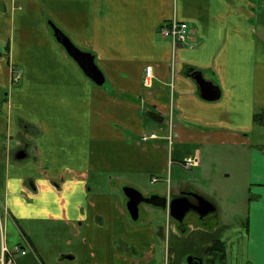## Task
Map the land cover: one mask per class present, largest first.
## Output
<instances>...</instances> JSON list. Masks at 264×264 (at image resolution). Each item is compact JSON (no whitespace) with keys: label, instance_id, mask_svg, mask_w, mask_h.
<instances>
[{"label":"crops","instance_id":"0c3cea01","mask_svg":"<svg viewBox=\"0 0 264 264\" xmlns=\"http://www.w3.org/2000/svg\"><path fill=\"white\" fill-rule=\"evenodd\" d=\"M173 19L189 29L172 50L161 30ZM52 24L94 56L102 84ZM197 74L219 98L202 97ZM214 149L227 153L230 185L203 170ZM193 155L210 190L180 168ZM124 186L167 208L142 202L133 219ZM191 192L212 210L205 220L188 212L184 226L169 206ZM238 225L248 264H264V0H0V248H25L17 264H176L190 254L217 264L208 258L227 253L219 231Z\"/></svg>","mask_w":264,"mask_h":264},{"label":"water","instance_id":"95a60500","mask_svg":"<svg viewBox=\"0 0 264 264\" xmlns=\"http://www.w3.org/2000/svg\"><path fill=\"white\" fill-rule=\"evenodd\" d=\"M52 28L54 30V35L56 36L57 40L65 46L68 54L77 60V62L80 64L86 74H88L98 84H102L104 82V77L102 76L100 70L98 69L94 61V56L91 53L81 51L72 42V40L55 24H52ZM195 78L201 88L202 97H206L209 99H217L220 97V89L216 85H213L210 81L204 80L201 74H197ZM147 114L148 116L154 119L162 120V116H160L159 114L150 111L147 112ZM123 190L128 198V210L130 211L131 216L135 220L138 219L139 206L142 202L152 201L157 204V206H165V208H167V202L165 198H161L157 201L154 199L152 200V197L154 196H145L141 191L132 186H125ZM203 203V209L199 210V212H205L210 208L212 210L211 203H208L206 200H204ZM169 209L170 215L181 222L184 220L185 215L190 209H192V207L188 205L184 198H176L171 200ZM195 210L198 212V209ZM186 260L189 264H199L201 261L196 257H193L192 255H189Z\"/></svg>","mask_w":264,"mask_h":264},{"label":"rangeland","instance_id":"374dc122","mask_svg":"<svg viewBox=\"0 0 264 264\" xmlns=\"http://www.w3.org/2000/svg\"><path fill=\"white\" fill-rule=\"evenodd\" d=\"M170 39H171V37H170ZM182 45H184V44L182 43ZM178 46H175L173 42L171 43V49L172 50ZM149 66H151V65H149ZM152 70H153V67H152ZM194 75L195 74L193 73L192 76H194ZM153 80H154V75H152V82H153ZM152 82H151V85H152ZM167 87L170 90L171 96L175 95V92L173 94L172 90L170 88L172 86L167 85ZM173 101H174V99H173ZM174 127H175L174 121L172 123L170 122L171 132L165 137V141L168 142L169 144H171V146L173 145V142L175 139V136L173 133ZM156 136L158 137L157 134H156ZM154 138H156V137H154ZM224 156H227V153H220V152H218L217 149H214V153L209 156V158H211L210 161L204 165L203 170H206L205 172H206V175L208 177H213L217 174V177H219L218 181L221 180V182L227 186V185L231 184V179L229 178L230 176H228L229 172L223 173V174L221 173L222 170L226 169L225 167H228V165L226 164V158ZM234 158H237V156H234ZM253 160H255V158H253ZM181 161L182 160H178V163L182 165ZM200 162H199V164H200ZM180 168L182 169V171H184L183 173H190V172H192L191 169L194 168L193 169L194 173H191V174H194L199 178V181L197 180V182L204 184V185H207L208 189L209 190L211 189V184L209 182H207L206 180L200 181L199 175H201V172L199 170H197L195 167L188 169V170L183 169L182 167H180ZM227 171H229V170L227 169ZM147 184H149V182H147ZM239 186L241 187L240 184H239ZM245 193H246V190H242V189H240V190L237 189L234 193V198L232 201L237 203L236 206H239L238 207L239 209H240V206L242 205V203L238 199H240V197L242 195H245ZM223 201H225V202H223ZM228 201L229 200H220V204L223 205L224 207H226ZM234 218L236 220L242 219L241 216L237 215V214L234 215ZM219 234L222 235L223 241L225 242L224 244H225L226 249H227V256L224 259V263H222L221 260H217V261H219L217 264H248L249 259H248V255H247L248 254L247 253V241L244 239V235L246 234V231L238 225V227L234 230H231V229L220 230ZM191 242H193V241L187 240L188 245H190ZM184 247H186V245H184ZM166 253H168V252H166ZM184 256H183L181 262L178 261L176 264H189L187 262V260L184 259ZM188 256H186V258Z\"/></svg>","mask_w":264,"mask_h":264},{"label":"built area","instance_id":"2783aa9c","mask_svg":"<svg viewBox=\"0 0 264 264\" xmlns=\"http://www.w3.org/2000/svg\"><path fill=\"white\" fill-rule=\"evenodd\" d=\"M188 29L189 24L186 21H181L177 19L170 20L168 23H165L162 26L161 33L163 36H169L171 37V41L174 43L175 46H181L182 43L184 44L187 41L188 36ZM14 73L12 75L14 81H18L21 76L20 70L14 68L12 70ZM152 75L153 70L152 66H147L145 69V76H144V84L147 86L151 85L152 82ZM151 137H157L155 132H152L150 134H144L142 138L144 140L151 138ZM200 162L199 156H189L184 159L182 164L187 167L191 168L193 166L198 165ZM153 181L157 180L156 177L152 179ZM15 253H21L25 254L26 249L22 248L20 245H16L14 250H10L9 247L6 244H2L0 249V261L2 264H17L15 261Z\"/></svg>","mask_w":264,"mask_h":264},{"label":"flooded vegetation","instance_id":"af4514ba","mask_svg":"<svg viewBox=\"0 0 264 264\" xmlns=\"http://www.w3.org/2000/svg\"><path fill=\"white\" fill-rule=\"evenodd\" d=\"M184 193H186V192H184ZM179 197H183L186 200V202L188 203V205H190V207H192V209H190L188 212H195V214H196L197 211L195 209H198V211L203 209V206H204L203 201H204V199H203V196L201 194L195 193V192H191V195L190 194H184V195H181ZM188 212H187V214H188ZM209 212H211V208L208 209L205 212H201L200 214L197 213L196 215L198 216L199 219L205 220V217L207 216V218H208L209 214H211ZM139 215H140V212H139ZM138 219H139V216H138ZM180 224L185 226L186 225L185 220L180 222ZM217 253H219V254L217 255ZM191 255H193V254H191ZM226 256H227V253L225 252V248L223 246L221 253H220V251L219 252L216 251V252L210 254L208 260H210V261L221 260V262H223L224 259L226 258ZM193 257H196V256L193 255ZM203 262H204V260L201 259L200 263H203Z\"/></svg>","mask_w":264,"mask_h":264}]
</instances>
